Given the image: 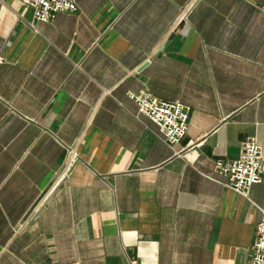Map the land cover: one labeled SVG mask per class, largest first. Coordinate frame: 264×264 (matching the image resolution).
Returning a JSON list of instances; mask_svg holds the SVG:
<instances>
[{
	"label": "crops",
	"instance_id": "obj_1",
	"mask_svg": "<svg viewBox=\"0 0 264 264\" xmlns=\"http://www.w3.org/2000/svg\"><path fill=\"white\" fill-rule=\"evenodd\" d=\"M0 0V264H246L264 218V0ZM190 107L169 146L130 93Z\"/></svg>",
	"mask_w": 264,
	"mask_h": 264
},
{
	"label": "built area",
	"instance_id": "obj_2",
	"mask_svg": "<svg viewBox=\"0 0 264 264\" xmlns=\"http://www.w3.org/2000/svg\"><path fill=\"white\" fill-rule=\"evenodd\" d=\"M29 6L33 18L48 21L58 13L77 10L76 0H18ZM129 98L138 105L141 114L148 117L158 128L159 138L173 146L185 136L188 128L190 107L179 101H163L153 97L148 90L130 93ZM264 160L262 149L254 138L246 139L233 161L218 160L215 172L224 177V185L236 193L247 196L250 188L262 181ZM76 264V263H62ZM130 264H139L133 260ZM246 264H264V218L256 226V236Z\"/></svg>",
	"mask_w": 264,
	"mask_h": 264
}]
</instances>
